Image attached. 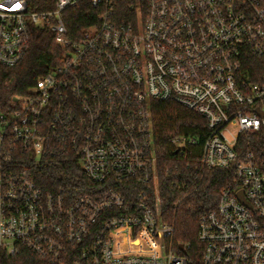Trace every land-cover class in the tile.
Returning a JSON list of instances; mask_svg holds the SVG:
<instances>
[{"label":"built area","instance_id":"2783aa9c","mask_svg":"<svg viewBox=\"0 0 264 264\" xmlns=\"http://www.w3.org/2000/svg\"><path fill=\"white\" fill-rule=\"evenodd\" d=\"M82 1L95 23L71 34L64 15ZM31 26L62 56L0 103V261L25 248L53 264H264V158L246 149L264 129V73L246 70L248 56L264 60V0H56L44 13L0 0V66L23 60ZM162 102L201 116V165L234 174L199 218L197 262L161 217L151 104ZM14 152L74 156L95 191L46 197ZM123 182L132 198L116 191Z\"/></svg>","mask_w":264,"mask_h":264},{"label":"trees","instance_id":"16d2710c","mask_svg":"<svg viewBox=\"0 0 264 264\" xmlns=\"http://www.w3.org/2000/svg\"><path fill=\"white\" fill-rule=\"evenodd\" d=\"M30 13H44L55 8L56 0H25ZM125 12V4H120ZM69 33L81 31L95 23V14L87 2L82 1L75 11L64 15ZM29 47L23 60L14 68L0 66V103L7 106L14 97H23L37 80L54 70L60 62L62 52L55 46L48 29L31 26ZM246 70L264 73L263 59L248 56ZM153 148L156 157L157 185L160 196L161 217L174 228V244L189 245L186 256L196 260L201 252L197 242L198 221L201 215L215 210L221 191L233 180V170L208 169L201 165L202 145L206 133L205 120L174 103L151 104ZM191 138L195 145H184L178 149L171 143L176 138ZM247 150L264 158V129L248 136ZM9 163L16 170L25 169L31 181L44 196L59 192L76 199L91 196L95 188L82 172L79 161L71 155L35 160L20 152L9 154ZM123 182L116 191L125 198L133 192ZM137 188L134 193L139 191ZM72 202V201H67ZM199 260V258H198ZM0 264H53L25 248H20L13 257L3 256Z\"/></svg>","mask_w":264,"mask_h":264},{"label":"water","instance_id":"95a60500","mask_svg":"<svg viewBox=\"0 0 264 264\" xmlns=\"http://www.w3.org/2000/svg\"><path fill=\"white\" fill-rule=\"evenodd\" d=\"M261 117H264V115H263V114H261ZM240 200H241V201H243L241 198H240ZM180 249L182 250V247H180Z\"/></svg>","mask_w":264,"mask_h":264},{"label":"snow or ice","instance_id":"6c2138e0","mask_svg":"<svg viewBox=\"0 0 264 264\" xmlns=\"http://www.w3.org/2000/svg\"><path fill=\"white\" fill-rule=\"evenodd\" d=\"M17 7H19V5H17Z\"/></svg>","mask_w":264,"mask_h":264}]
</instances>
